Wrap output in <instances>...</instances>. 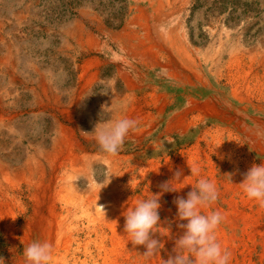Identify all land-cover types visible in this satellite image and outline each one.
<instances>
[{"label": "rangeland", "instance_id": "1", "mask_svg": "<svg viewBox=\"0 0 264 264\" xmlns=\"http://www.w3.org/2000/svg\"><path fill=\"white\" fill-rule=\"evenodd\" d=\"M136 1L134 4L130 0H0V59H8L6 64L0 65V86L9 85V76H3L2 73L11 69L12 64L15 74H18L23 85L37 88V79L41 78L50 87L46 96L53 93L65 95V100L59 99L60 105H48L49 109L44 114L33 116L30 112L32 110H29V113L27 111V114L22 116L23 134L27 139L50 135L52 117L70 126L71 119L64 110L73 108L75 114L73 113L72 118L83 130L92 131L91 127H94L100 119L109 118L105 111L102 113V106L107 103L109 105L114 96H120L125 91L122 85L117 83L114 88L107 86L111 84L116 69H123L124 60L134 58L135 54L123 45L112 43L103 33L108 30L124 31L129 21V7L132 5L151 8L156 12L160 8L158 1H163V8L170 12V17L163 27L174 24L179 32L189 36L193 45L199 47L200 51L214 52L220 42L225 41L223 30L228 32V38L239 37L250 43L264 42V0H152L151 4L148 0ZM82 13H86L87 16L80 17ZM93 17L96 18L95 21H100L98 32L101 42L89 53L96 56L102 64L103 83L94 86L87 95L84 94L81 104L75 109L73 105L75 99L69 98H74L76 95V85H79L78 77L86 55L85 52L77 53L73 49L74 43L69 38L68 30L73 21H83L92 28L90 21H93ZM23 61L25 64H22ZM155 61L165 63L167 60L165 58L161 60L158 54L155 56ZM31 64H35L33 71ZM140 66L139 63H135L133 67L142 69ZM155 74L160 77V81L156 80L158 85L154 88L147 86L142 88L143 91L138 97L144 99L143 104H146V109L149 110L153 109L152 90H155V94L165 91L164 94L166 93L170 100L166 107V113H169L175 108L180 94L176 89L168 88L169 78L165 73L157 70ZM151 75L154 77L153 74ZM241 77L242 75H239L238 82ZM21 82L17 79L15 85ZM248 82L240 85L248 89L256 86V82H252L253 84L251 81ZM213 85L214 82H211V86ZM215 89V87L214 90L206 88L204 96L217 95L218 91ZM25 99H30L29 93L25 95ZM187 119L188 126L184 135L175 129H168L164 122L156 125L155 128L132 131L128 134L118 154L127 158L128 167L132 165L134 167H131L130 174L125 175L123 178L125 180H122L124 201L119 204L121 208L118 206L115 223L118 236L111 242L108 240L104 255H100L98 259L95 257L97 263L91 258L95 256L94 243L90 242L86 247L81 245L76 252L78 257L76 264H82L81 261H84V264H164V260L174 255L175 240L183 234L179 224L186 223L177 219V207L174 201L178 197L187 198L188 192L195 187L200 178L212 180L217 186L218 200L209 208L202 209V212L207 214L209 211L219 210L224 217L217 230V237L219 236L218 241L222 247L231 253L230 264H264V208L259 207L256 201L247 199L239 187L244 174L253 164L264 163V154L255 151L237 131L230 130L229 127L215 122L200 112L192 111L187 115ZM77 137L80 138L79 135ZM83 144L86 148V143ZM95 148L101 152L98 145ZM192 165H197L201 169L200 176H190L189 167ZM178 171L181 172V176L179 181H176L174 179ZM184 172L185 176L182 175ZM228 174H231V177ZM103 181L104 175L99 174L100 184H103ZM166 182H170V186L176 191L162 193L161 185ZM10 187L13 190L10 199L0 195L2 218L0 219V258H2L0 264H25L24 248L31 242L37 241V234L28 230L35 206L30 192L25 190L24 194H21L25 188L23 182ZM20 188H22L20 193L15 192ZM160 193H162L159 200L161 207L158 210L160 224L153 229L154 238L160 241V246L153 257L145 259L142 256L146 250L144 246H133L127 234L123 232L124 212L127 208L134 207L137 200L149 199L152 195ZM7 211H13L15 214ZM88 226L89 224L84 221L82 225L78 224L76 230L83 234L88 230ZM23 234L25 235L22 236ZM75 247L76 243H73L72 250ZM88 253L92 255L89 257ZM57 254H54L56 258L53 256L50 264H59L60 253ZM72 262L73 260L69 259L67 264Z\"/></svg>", "mask_w": 264, "mask_h": 264}, {"label": "bare ground", "instance_id": "2", "mask_svg": "<svg viewBox=\"0 0 264 264\" xmlns=\"http://www.w3.org/2000/svg\"><path fill=\"white\" fill-rule=\"evenodd\" d=\"M130 1L134 4L137 2ZM148 1L151 4L152 0ZM158 3L160 8L156 12L151 8L130 6L126 29L122 32L108 30L103 33L112 43L123 45L135 54L134 58L124 60L123 69H116L111 84L107 86L114 88L117 83L122 85L125 91L120 96H114L109 105L107 103L109 108L106 107L105 112L108 117L126 116L136 120V131L155 128L164 122L168 129H175L184 135L188 126L187 115L197 111L229 127L230 130L237 131L255 151L264 154V42L250 43L239 37L228 38V32L223 30L224 43L220 42L212 53L200 51L199 47L193 45L189 36L179 32L174 24L163 27L170 17V12L163 8V1ZM85 16L86 13L80 15ZM92 20V28L83 21H73L68 30L69 38L74 43L73 49L77 53L85 52L86 55L78 77L76 95L69 98L75 99V109L81 104L84 94L87 95L94 86L103 83L102 64L96 56L89 53L101 42L98 32L100 21H95V17ZM158 54L161 60L165 58L167 61L156 62L155 56ZM7 62L6 58L0 59V65ZM135 63H139L143 70L133 67ZM22 64H25L24 61ZM30 67L33 71L35 64ZM157 70L169 78L168 88L176 89L180 94L175 108L169 113H166V107L170 100L166 93L164 94L165 91L155 94V90H152L153 109L149 110L146 109V104H143L144 99L138 97L143 91L142 88H154L158 85L156 80L160 81V77L155 74ZM2 74L8 75L10 80L9 85L0 86V195L10 199L13 195L10 186L23 182L25 188L21 194L23 195L25 190L30 192L35 206L28 230L37 234V241H47L53 245L52 257L55 253H60L59 264H67L69 259L73 260L72 264H76V252L80 246L86 247L93 242L96 246L95 256H91V253L88 255L97 263V257L105 251L108 240L111 242L118 236L115 223L118 206L121 208L119 204L124 201L122 180H125V175L130 174L133 165H126L125 156H107L97 151L95 140L81 134L82 131L91 132L90 129L83 130L72 118L73 108L64 110L71 119L70 126L52 117L50 135L27 139L23 134L22 116L27 114V111L29 113V110H32L30 112L33 116L44 114L49 109L48 105H60V100H65V95L53 93L46 96L50 87L41 78L37 79V88L23 85L12 64L11 69ZM239 75H242L240 82L237 81ZM17 79L21 82L19 85H15ZM248 81L256 82V86L251 89L242 86ZM211 82H214L213 86ZM214 87L219 96L213 94L205 97L204 90H214ZM27 93L30 95L29 100L25 99ZM122 103H126L127 107L121 108ZM83 143H86V148ZM99 174L104 175L103 184L99 182ZM184 174L186 175L185 172L182 173ZM21 189L15 192L20 193ZM59 193L61 196L58 197ZM83 220L89 226L88 230L81 234L76 229L79 223H84ZM73 243H76V247L72 250ZM81 263L84 264V261Z\"/></svg>", "mask_w": 264, "mask_h": 264}, {"label": "clouds", "instance_id": "3", "mask_svg": "<svg viewBox=\"0 0 264 264\" xmlns=\"http://www.w3.org/2000/svg\"><path fill=\"white\" fill-rule=\"evenodd\" d=\"M106 107L108 106H102V113ZM120 107L126 108L127 104L122 103ZM137 127L138 121L134 119L113 116L100 119L91 132L82 131L81 134L94 139L103 154L115 156L128 134L136 131ZM189 168L190 176H200L201 169L197 165ZM180 176L181 172L178 171L174 180L179 181ZM228 176L231 177V174ZM239 187L247 199L256 201L259 207L264 208V163L253 164L244 174ZM161 189L162 193L176 191L170 186V182L162 184ZM162 193L152 195L149 199L138 200L134 207H129L124 212L123 232L127 234L133 246H144L146 250L142 256L145 259L153 257L160 246V241L154 238L153 229L160 224L158 210L161 207L159 200ZM218 197L215 182L200 178L195 187L188 192L187 198L178 197L174 201L177 207V219L186 223L179 224L183 234L175 240L174 255L164 260V264H230L231 253L222 247L217 237V230L224 217L219 210L209 211L207 214L202 212V209L213 205ZM52 253L51 243L33 241L23 250L24 262L50 264Z\"/></svg>", "mask_w": 264, "mask_h": 264}]
</instances>
